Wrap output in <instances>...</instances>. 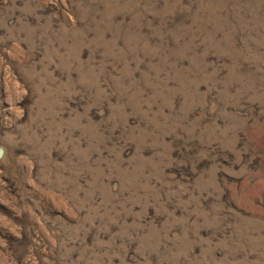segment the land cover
I'll return each mask as SVG.
<instances>
[{
  "label": "rangeland",
  "instance_id": "374dc122",
  "mask_svg": "<svg viewBox=\"0 0 264 264\" xmlns=\"http://www.w3.org/2000/svg\"><path fill=\"white\" fill-rule=\"evenodd\" d=\"M0 264H264V0H0Z\"/></svg>",
  "mask_w": 264,
  "mask_h": 264
}]
</instances>
